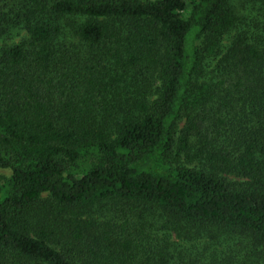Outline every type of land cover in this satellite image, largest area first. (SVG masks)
<instances>
[{"label": "trees", "instance_id": "trees-1", "mask_svg": "<svg viewBox=\"0 0 264 264\" xmlns=\"http://www.w3.org/2000/svg\"><path fill=\"white\" fill-rule=\"evenodd\" d=\"M0 169V264H264V0H0Z\"/></svg>", "mask_w": 264, "mask_h": 264}, {"label": "rangeland", "instance_id": "rangeland-1", "mask_svg": "<svg viewBox=\"0 0 264 264\" xmlns=\"http://www.w3.org/2000/svg\"><path fill=\"white\" fill-rule=\"evenodd\" d=\"M16 40V38H15ZM10 170H6V169H0V184L1 183H5L6 180L9 178L10 176ZM7 177V179H6Z\"/></svg>", "mask_w": 264, "mask_h": 264}]
</instances>
